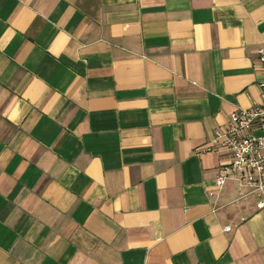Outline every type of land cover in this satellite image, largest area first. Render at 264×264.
I'll list each match as a JSON object with an SVG mask.
<instances>
[{
  "label": "crops",
  "instance_id": "obj_1",
  "mask_svg": "<svg viewBox=\"0 0 264 264\" xmlns=\"http://www.w3.org/2000/svg\"><path fill=\"white\" fill-rule=\"evenodd\" d=\"M260 46L264 0H0V264H264L206 151Z\"/></svg>",
  "mask_w": 264,
  "mask_h": 264
},
{
  "label": "built area",
  "instance_id": "obj_2",
  "mask_svg": "<svg viewBox=\"0 0 264 264\" xmlns=\"http://www.w3.org/2000/svg\"><path fill=\"white\" fill-rule=\"evenodd\" d=\"M257 62L264 70V46L256 52ZM258 88L264 91V83ZM207 152L229 154L230 162L220 168L214 186L222 191L228 181L237 185L236 198L231 204L257 199V209H264V103L251 109H238L230 114L227 127L215 130ZM224 232H229L226 227Z\"/></svg>",
  "mask_w": 264,
  "mask_h": 264
}]
</instances>
